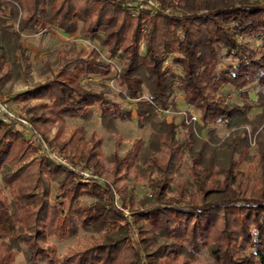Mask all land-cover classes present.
I'll list each match as a JSON object with an SVG mask.
<instances>
[{"label":"trees","instance_id":"obj_1","mask_svg":"<svg viewBox=\"0 0 264 264\" xmlns=\"http://www.w3.org/2000/svg\"><path fill=\"white\" fill-rule=\"evenodd\" d=\"M156 2L152 13L135 0H0V92L30 69L20 43L24 32L78 31L111 59L123 60L115 76L120 96L135 101L139 126L153 130L148 147L137 141L124 158L110 157L112 172L106 174L102 138L85 141L76 128L60 139L65 118L87 119L92 108L110 126L132 114L82 84L83 74L112 71L96 51H72L56 63L51 79L11 96L13 104H24L25 119L36 131L57 126L47 145L66 152L74 166L91 169L108 187H84L76 175L43 158L18 165L30 146L21 130L3 129L0 120V180L10 196L8 201L0 190V264H15L20 251L27 264H195L203 248L213 264H264V0ZM252 36L261 40L260 50L240 42ZM226 59L233 64L219 69ZM227 86L238 92L241 105L224 99ZM252 90H258L256 99ZM177 91L199 113V122L189 112L179 124L155 121L156 110L176 109ZM218 122L235 130L219 139L213 128ZM179 127L183 139L177 138ZM252 145L256 157L249 153ZM141 159L148 164L141 172L150 192L137 200L122 172ZM185 159L189 177L177 180ZM244 163L247 174L240 171ZM251 171L261 176H249ZM52 183L58 192L53 204ZM84 198L91 202L83 204ZM116 201L133 211L131 225ZM77 228L100 237L59 258L48 240L66 239Z\"/></svg>","mask_w":264,"mask_h":264},{"label":"rangeland","instance_id":"obj_2","mask_svg":"<svg viewBox=\"0 0 264 264\" xmlns=\"http://www.w3.org/2000/svg\"><path fill=\"white\" fill-rule=\"evenodd\" d=\"M138 7H141V3L144 4L145 1H152L155 4V9L152 10V13L158 10V3L156 0H135ZM146 10V9H142ZM8 13V12H7ZM6 13V15H7ZM12 29H16V22L10 20L8 23ZM242 44H248L249 47L260 50L261 40L258 37H246L240 38ZM21 47L24 50V55L27 59V62L30 65V69L27 72L26 70L19 77V79L11 85H8L7 89L4 92H0V98L5 100L10 107L11 114L13 115L12 120L7 118H2L0 120L3 123V129L12 130L11 127L17 128L22 131L26 128V134L28 132H34L36 136L40 138V141L29 142L28 139L23 133V136L26 137L28 144L30 146V153L27 154L25 160L18 165H22L26 161L31 160H40L45 159L53 163L55 166L61 167L62 169L74 174L77 176L78 182L84 187H88L91 184H97L104 188L108 187L107 183L101 177L94 175L91 169H83L82 164L74 166L66 152L60 151L58 148L50 147L46 143V139L51 141L55 138L57 133L56 125H48L45 128L44 134L40 131H36L25 119V113L23 110V103L13 104L10 101V97L16 94L22 93L37 84H42L45 81L51 79L56 71L58 70V63H61L62 59H68L73 56L74 52H89L92 53L96 51L100 54V61L110 64L112 66V71L109 75H104L100 72H97L93 75L83 74L81 77L82 84L91 90L104 94L111 102L118 104L124 110H131L132 114L129 119L124 121H115L112 126L108 124H103L100 118V111L96 108H92V113L87 119H78V118H65L63 132L60 136V139H67L76 128H82L84 132L85 141L89 140L92 135H96L102 138L101 152L105 156L106 161L104 162L103 173L112 172V163L109 162V158L112 156H118L119 158H124L128 153L133 151L135 143L141 141L144 144V148L148 147V142L152 134V128L148 125L145 127H140L137 121L136 115V103L132 100H125L120 96L122 88L119 86L118 82L115 79L116 73L122 66V59H111L105 48L99 46L97 41L89 40L88 38L83 37L77 31L74 34H66L61 30L54 27H47L44 29H36L33 31L24 32L21 36ZM142 47V44H140ZM169 59V58H168ZM229 64H233L229 59L223 60L222 64L219 66V69L226 68ZM72 68V67H71ZM258 90H252L250 97L256 99ZM147 94L144 90L143 97L146 98ZM222 96L229 103H234L241 105V101L238 96V92L234 91L231 87L227 86L222 90ZM173 101L176 104V109H169L166 112L160 110L155 111L156 119L158 122H166L167 124L176 123L179 124L184 116L185 112L193 117L194 120L199 122L200 115L194 109L188 107L183 100L182 94L177 91L173 95ZM32 101L31 103H35ZM261 110H253L250 113V118H253L255 115L259 114ZM15 120V121H14ZM17 120H23L28 123V126H20ZM17 121V122H16ZM23 127V128H22ZM213 128L216 131V135L219 139H225L230 135V132L233 129L227 128L224 122H218ZM237 132V131H235ZM185 136L184 131L179 127L177 132V138L183 139ZM203 136H206V131L203 132ZM38 138V139H39ZM206 138V137H205ZM45 146L48 153L53 154L57 153V156L64 161V165H58L41 153V145ZM40 145V146H39ZM47 153V154H48ZM249 153L251 157H256L257 147L252 145L249 148ZM235 160H238V156L235 155ZM248 163H244L240 166V171L247 174ZM148 167V164L142 159L139 160L135 167L130 171L126 169L122 174H126V179L124 184L127 189H131L135 192V197L137 200H140L144 196H147L149 191L148 180L145 174L141 171H144ZM188 161L185 159L179 169L178 179H185L189 177L188 171ZM103 174V175H105ZM101 175V174H100ZM102 175V176H103ZM260 177V171H251L249 176ZM0 190L4 197L10 201V196L8 190L3 186L0 180ZM50 201L53 204L58 196L57 188L54 183L50 187ZM91 200L84 198L83 204L88 205ZM116 208L120 210L123 217L126 219V223L131 225V211L130 208H122L119 203L116 201ZM100 237L99 233L84 231L79 228L76 229V233L67 237L63 240H56L50 238L48 243L55 246L59 258H61L65 253L70 249H80L83 246L92 243L93 241L98 240ZM131 238L134 242L138 241L137 233L134 229L131 231ZM21 248H24L23 245H20ZM15 264H27L23 258L22 252H15ZM180 260L174 262L173 264H179ZM195 264H213L211 257L209 256L206 249H202L198 255Z\"/></svg>","mask_w":264,"mask_h":264},{"label":"built area","instance_id":"obj_3","mask_svg":"<svg viewBox=\"0 0 264 264\" xmlns=\"http://www.w3.org/2000/svg\"><path fill=\"white\" fill-rule=\"evenodd\" d=\"M155 7L156 6H155V4L152 1H145L144 4L141 3V7H139V8L140 9H146V10H153V9H155ZM0 116L2 118H7L9 120H12V118H13V115L11 114L10 107L8 106V103H6L5 100H3L1 98H0ZM17 121L16 122L18 124H20V126H23V127L24 126L25 127L28 126V123L25 122V121H23V120H17ZM22 133L28 139H30L29 142H33V141L39 142L40 141V138L38 136H36L34 132H32V133L31 132L30 133L28 132V134H26V128H25V130L22 129ZM41 153H43L45 157H47L49 160H51L52 162H54V163H56L58 165H62L64 163V161H62L61 158L57 156V153L56 152H54L53 154L48 153L47 150H46V148H45V146H43V144L41 145Z\"/></svg>","mask_w":264,"mask_h":264}]
</instances>
